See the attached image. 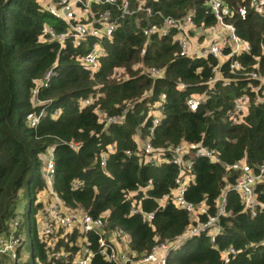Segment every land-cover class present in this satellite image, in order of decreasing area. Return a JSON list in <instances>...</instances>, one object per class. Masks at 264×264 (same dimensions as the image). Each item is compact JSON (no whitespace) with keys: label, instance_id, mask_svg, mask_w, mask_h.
Masks as SVG:
<instances>
[{"label":"trees","instance_id":"16d2710c","mask_svg":"<svg viewBox=\"0 0 264 264\" xmlns=\"http://www.w3.org/2000/svg\"><path fill=\"white\" fill-rule=\"evenodd\" d=\"M209 2L147 1L164 15L180 17L192 11L195 21L204 25L215 21ZM224 2L231 10L226 19L251 48L239 54L238 71L231 72L226 63L221 66L222 75L230 78L228 84L216 80L211 85L207 79L217 58L181 55L171 34L142 33V26L161 17L136 10L135 0L130 7L135 10L123 15L108 3H91L89 18L111 7L118 19L112 35L100 39L103 50L93 75L79 57L96 41L94 36L80 45L72 36L60 42L48 27L66 32L67 23L45 9L41 0H0V232L24 205L17 234L18 250L28 255L26 264H70L82 245L97 246V235L80 227L58 228L52 236L54 244L37 235L35 214L50 200L47 194L38 200L45 188L43 155L50 145H54L53 187L62 205L68 211L102 217L106 237L125 244L135 258L155 243L175 242L167 264H218L221 252L230 246L236 251L230 264H264V209L256 215L244 210L238 190L229 186L226 191V215L217 220L214 241L204 232L182 238L191 216L164 198L175 187L179 172L169 145L181 140L200 141L218 154L217 160L193 156V178L185 198L206 206L201 221L217 213L218 195L235 183L239 171L231 167L233 162L245 160L256 169L264 161V102L255 100L257 94L264 99V85L256 93L251 87L257 79L243 73L254 69L264 75V0H257V5L253 0ZM150 66L162 73L152 75ZM116 67L123 68L126 76L116 75ZM48 69L52 71L48 85L33 95ZM179 81L184 88H177ZM194 92L203 95L190 107L186 99ZM243 93L250 95V101L239 117L234 104ZM87 97L89 103L84 101ZM33 98L40 102L34 104ZM155 103L161 106V118L150 132ZM125 108L120 121L99 120V111L112 115ZM40 109L44 114L30 124L27 113ZM146 139L165 148L161 158L146 161L139 147ZM108 144L114 150L107 152L102 164L100 156ZM128 148L131 154L126 153ZM253 189L255 199L264 203V181L256 182ZM134 208L153 217L144 220L142 214L131 212ZM58 250L72 254L67 260L56 258ZM88 264L114 263L96 254Z\"/></svg>","mask_w":264,"mask_h":264},{"label":"built area","instance_id":"2783aa9c","mask_svg":"<svg viewBox=\"0 0 264 264\" xmlns=\"http://www.w3.org/2000/svg\"><path fill=\"white\" fill-rule=\"evenodd\" d=\"M132 1L134 0H43L42 3L45 9L52 15L65 20L67 23L66 32H55L52 27H48V32L51 36L58 38L60 42L64 41L68 36H72L74 44L80 45L89 35L96 38V41L93 42L90 48L79 57L80 62L93 75L99 68V57L103 50L100 45V39L112 35L113 30L117 26L118 19L113 16L111 7L99 11L96 17L89 18L91 3H108L121 10V15H123L135 10V8H130ZM135 1L138 8L136 10L143 9L149 15L153 14L161 17L158 22L155 21L142 26V33L145 35L171 34L178 40L179 53L181 55L191 57H207L211 55L217 58L218 62L212 66L211 73L207 79L209 84L212 85L216 80H221L223 84L230 82L228 76L222 75L221 66L223 64L226 63L227 68L231 72H236L242 67L238 56L248 51L251 48V44L237 33L235 24L226 19L231 10L224 0H210V8L214 13L215 21L208 25L197 23L192 11H187L180 17H174L170 14L164 15L159 8H153L152 5L147 3L148 0ZM151 1L155 2L159 0ZM252 4L257 5V0H253ZM120 68L116 67L115 70ZM148 71L152 75H160L162 73V70L156 66H150ZM243 73L248 77L257 79V82L251 87L257 93L264 85V75L254 69L244 71ZM51 74V69H48L44 73L43 79L32 89L33 95L38 93L40 87L48 85ZM123 76L126 75L123 74ZM176 86L178 89H181L185 87V83L179 81ZM202 95L203 93L201 92H194L187 97L186 103L188 106L194 107ZM164 96L165 94L162 93L161 97L163 98ZM90 100L91 98L87 97L84 101L85 103H89ZM255 100L264 102V99L260 98L258 94ZM249 101L250 95L248 93H243L235 100L234 111L237 116L240 117L243 114ZM39 102L36 98H33L34 104ZM126 110L127 108L123 109L120 114L112 115H106L99 111V120L106 123L120 121ZM161 112L153 114L152 124L149 126L150 132L154 130V126L160 121ZM42 114H44V109H40L39 112L32 110L27 113L26 117L29 123L33 125L38 122ZM53 114H57V110H54ZM236 120L235 118L234 121ZM68 144L71 147L76 146V143L72 141H69ZM139 147L140 153L144 154L146 161L150 162L161 158V153L165 149L164 147L153 145L148 139L144 140ZM169 149H171V160L176 163L179 172L174 178L175 187L165 193L164 198L176 207L186 210L190 214L192 222L182 238L199 235L204 232L211 241H214L217 220L219 216L226 215V191L229 186L240 192L243 209L250 211L251 215H256L258 210L264 209V203L255 199L253 189L256 182L264 181V161L254 169L245 160H239L231 164L233 169L239 171L235 183L233 185L228 184V187L223 188L218 195L217 213L210 215L205 221H201L199 216L207 212L206 206L202 204L196 206L188 201L185 198V191L193 178V174L191 173L194 161L193 156L204 155L210 159L217 160V151L200 141L188 140H181L177 144H171L169 145ZM112 150H114V145L108 144L107 149L100 156L102 164L106 162L107 152ZM126 153L131 154L132 150L128 148L126 149ZM54 173V145H50L43 155L42 162V176L45 181V188L38 197V200H43L44 195L47 194L50 200L44 206L43 211H38L35 214L36 232L40 240L47 244H54L56 238L52 236L58 228L71 230L73 227H80L84 231L93 232L97 235V246L95 249H92L89 243L88 245H82L71 258L70 264H88L96 254L103 257L107 262L114 264H167L169 251L174 247L175 242L172 244L169 242L155 243L146 254L135 258L133 254L128 253L125 246L122 248L118 246V244H121L120 242H116L114 238L106 237L105 222L102 217H93L85 212L68 211L62 205L53 187ZM76 184L75 182L74 185ZM131 212L142 214L144 220L153 217L152 213H146L137 208L132 209ZM21 223V216L16 214L8 221L7 228L0 232V258L5 256L8 264H26V260L28 259L26 253L18 250L20 236L17 233ZM235 253L236 251L231 246L223 250L221 252L220 263L218 264H230L231 255ZM54 254L56 258L67 260L72 253L58 250Z\"/></svg>","mask_w":264,"mask_h":264},{"label":"rangeland","instance_id":"374dc122","mask_svg":"<svg viewBox=\"0 0 264 264\" xmlns=\"http://www.w3.org/2000/svg\"><path fill=\"white\" fill-rule=\"evenodd\" d=\"M122 68H120V69H117L116 70V75H120V76H123V74H122ZM21 205V204H20ZM20 205H19V208H18V210H19V215L21 216V218L23 219V217H24V215H25V206L23 205L22 207H20ZM122 240L123 241H125V237H122ZM29 243V242H28ZM118 246L120 247V248H122L123 246H125V244H123V243H121V244H118ZM125 249H127L126 248V246H125ZM4 264H8V261L6 260V258H5V261L3 262Z\"/></svg>","mask_w":264,"mask_h":264},{"label":"crops","instance_id":"0c3cea01","mask_svg":"<svg viewBox=\"0 0 264 264\" xmlns=\"http://www.w3.org/2000/svg\"><path fill=\"white\" fill-rule=\"evenodd\" d=\"M43 0H41V2H42ZM161 111V109H160V106H159V103H155L154 105H153V107L151 108V113L152 114H158L159 112ZM161 114V113H160Z\"/></svg>","mask_w":264,"mask_h":264}]
</instances>
